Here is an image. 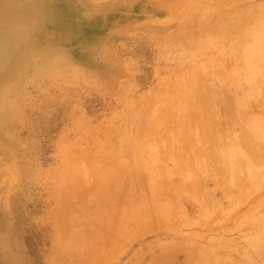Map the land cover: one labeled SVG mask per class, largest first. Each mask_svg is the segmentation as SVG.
I'll list each match as a JSON object with an SVG mask.
<instances>
[{"label": "rangeland", "instance_id": "rangeland-1", "mask_svg": "<svg viewBox=\"0 0 264 264\" xmlns=\"http://www.w3.org/2000/svg\"><path fill=\"white\" fill-rule=\"evenodd\" d=\"M0 5V264H264V0Z\"/></svg>", "mask_w": 264, "mask_h": 264}, {"label": "bare ground", "instance_id": "bare-ground-1", "mask_svg": "<svg viewBox=\"0 0 264 264\" xmlns=\"http://www.w3.org/2000/svg\"><path fill=\"white\" fill-rule=\"evenodd\" d=\"M10 1H11V0H10ZM16 1H17V0H16ZM22 2H23V1H22ZM20 3H21V2H20ZM20 3H19V4H20ZM23 3H24V2H23ZM38 3H39V2H38ZM38 3H37V4H38ZM44 4H45V3H44ZM14 5H15V4H14ZM39 6H41V5H39ZM43 9H44V8H43ZM55 10H56V9H55ZM37 12H38V11H37ZM19 22H20V21H19ZM19 22H18V23H19ZM10 23H11V22L9 21L8 24H10ZM23 23H24V22H23ZM30 24H31V23H30ZM12 25H13V24H12ZM12 25H11V27H13ZM21 26H22V25H21ZM24 26H25V25H24ZM0 27H1V26H0ZM26 27H27V26H26ZM30 27H33V26H30ZM18 28H19V27H18ZM19 29H20V28H19ZM21 29H22V28H21ZM0 30H1V29H0ZM14 30H16V29H14ZM8 31H9V30H8ZM19 32H20V31H19ZM0 33H1V32H0ZM16 33H17V32H16ZM21 33H22V32H20V33H18V34H21ZM18 34H17V35H18ZM13 35H14V34H13ZM10 36H11V35H10ZM18 36H20V35H18ZM1 37H2V36H1ZM14 37H16V35H15ZM4 38H5V35H4ZM11 38H12V37H11ZM19 39H20V38H19ZM17 40H18V39H17ZM17 40H15V41H17ZM24 42H25V41H24ZM9 43H10V42H9ZM16 43H17V42H16ZM17 45H18V44H17ZM4 46H5V45H4ZM31 47H32V46H31ZM8 48H9V47H8ZM29 48H30V47H29ZM58 48H59V47H58ZM4 50H5V49H4ZM10 50H11V49H10ZM5 55H7V54H5ZM185 136H186V135H185ZM185 140H186V138H185ZM185 142H187V140H186ZM188 142H189V141H188ZM187 144H188V143H187ZM241 145H242V144H241ZM244 145H245V144H244ZM261 145H262V143H261ZM261 145H259V149H261V147H262ZM263 145H264V143H263ZM245 146H246V145H245ZM260 146H261V147H260ZM246 147H247V146H246ZM246 147H245V148H246ZM257 147H258V146H257ZM257 147H256V148H257ZM263 147H264V146H263ZM243 148H244V147H243ZM247 149H248V147H247ZM247 149H245V150H247ZM259 149H256V150H259ZM248 150H249V149H248ZM262 150H263V149H262ZM237 152H238V151H237ZM237 152H236V154H239V153H237ZM252 152H253V151H252ZM258 152H261V151H258ZM263 152H264V151H263ZM243 153H244V152H243ZM248 153H249V152H248ZM248 153H247V154H248ZM255 153H257V151H255ZM250 154H251V153H250ZM259 154H261V153H259ZM248 155H249V154H248ZM251 155H252V154H251ZM252 156H253V155H252ZM252 156H251V157H252ZM245 157H246V156H245ZM247 157H248V156H247ZM249 157H250V156H249ZM249 157H248V158H249ZM243 158H244V156H243ZM244 159H245V158H244ZM246 159H247V158H246ZM246 159H245V160H246ZM253 159H254V158H253ZM258 159H259V158H258ZM256 160H257V159H256ZM259 161H260V160H259ZM259 161H258V162H259ZM261 161H263V160H261ZM247 162H248V163H249V162L251 163V160H247ZM254 162H255V161H254ZM254 162H252V163H254ZM258 162H257V163H258ZM187 163H188V162H187ZM189 164H190V163H189ZM212 164H213V163H212ZM212 164H211V165H212ZM215 164H217V163H215ZM215 164H214V165H215ZM241 164H243V163H241ZM188 167H189V166H188ZM212 167H213V165H212ZM186 168H187V167H186ZM250 168H253V167L250 166ZM246 169H247V168H246ZM251 170H253V169H251ZM255 170H256V169H255ZM258 172L260 173L259 170H258ZM258 172H256V173H258ZM251 173H253V175L255 174L254 172H251ZM237 176H238V175H237ZM251 177H252V176H251ZM253 177H254V176H253ZM238 179H239V178H238ZM249 179H251V178H249ZM251 180H253V179H251ZM239 181H240V180H239ZM239 181H237V178H236V183H237V182L240 183ZM243 182H244V181H242V183H243ZM238 183H237V184H238ZM242 183H240V184H242ZM253 183H254V182H253ZM254 184H255V183H254ZM251 185H252V184H251ZM251 185H250V186H251ZM242 187H244V186H242ZM243 191H245V190H243ZM240 193H241V192H240ZM242 193H244V192H242ZM245 193H248V192L246 191ZM259 252H260V251H259ZM259 254H260V253H259Z\"/></svg>", "mask_w": 264, "mask_h": 264}, {"label": "water", "instance_id": "water-1", "mask_svg": "<svg viewBox=\"0 0 264 264\" xmlns=\"http://www.w3.org/2000/svg\"><path fill=\"white\" fill-rule=\"evenodd\" d=\"M3 8H4V7H2V6L0 5V9H1V11L3 10ZM5 9H7V7H6Z\"/></svg>", "mask_w": 264, "mask_h": 264}]
</instances>
